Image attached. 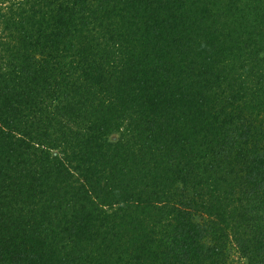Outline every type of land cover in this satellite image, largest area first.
Here are the masks:
<instances>
[{
	"label": "trees",
	"instance_id": "obj_1",
	"mask_svg": "<svg viewBox=\"0 0 264 264\" xmlns=\"http://www.w3.org/2000/svg\"><path fill=\"white\" fill-rule=\"evenodd\" d=\"M0 264H264V0H0Z\"/></svg>",
	"mask_w": 264,
	"mask_h": 264
},
{
	"label": "rangeland",
	"instance_id": "obj_2",
	"mask_svg": "<svg viewBox=\"0 0 264 264\" xmlns=\"http://www.w3.org/2000/svg\"><path fill=\"white\" fill-rule=\"evenodd\" d=\"M118 138H119V135L116 134V135H113V136L111 137V140L115 142V141L118 140ZM54 155H55V156L58 155V152L56 151V152L54 153Z\"/></svg>",
	"mask_w": 264,
	"mask_h": 264
}]
</instances>
